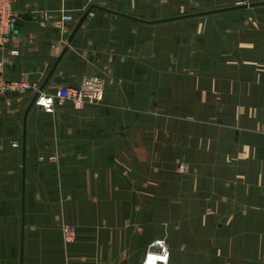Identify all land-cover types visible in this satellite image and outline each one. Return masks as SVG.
Instances as JSON below:
<instances>
[{
    "label": "crops",
    "instance_id": "obj_1",
    "mask_svg": "<svg viewBox=\"0 0 264 264\" xmlns=\"http://www.w3.org/2000/svg\"><path fill=\"white\" fill-rule=\"evenodd\" d=\"M249 1L15 0L29 19L5 77L107 92L82 111L0 99V264H143L159 239L172 264H264V30L235 16L264 2Z\"/></svg>",
    "mask_w": 264,
    "mask_h": 264
},
{
    "label": "built area",
    "instance_id": "obj_2",
    "mask_svg": "<svg viewBox=\"0 0 264 264\" xmlns=\"http://www.w3.org/2000/svg\"><path fill=\"white\" fill-rule=\"evenodd\" d=\"M87 1L94 3V0ZM14 5L15 0H0V99L12 92L26 93L32 90L39 92L37 99L39 98V102L43 101L49 109L63 108L71 104L74 109L81 111L102 103L107 90L105 77H85L80 87L63 86L56 93L45 96L36 83L10 81L5 77L7 58L3 53L14 32L16 21L22 17L15 11ZM76 20L77 17L74 15L65 14L54 23L59 28H65L67 24L74 23ZM10 54L11 56L19 55L17 51H12ZM62 232L66 244L75 242L77 234L74 228L64 226ZM169 258L170 251L165 240H158L153 244V251L147 255L144 264H170Z\"/></svg>",
    "mask_w": 264,
    "mask_h": 264
},
{
    "label": "rangeland",
    "instance_id": "obj_3",
    "mask_svg": "<svg viewBox=\"0 0 264 264\" xmlns=\"http://www.w3.org/2000/svg\"><path fill=\"white\" fill-rule=\"evenodd\" d=\"M88 2V1H87ZM94 2H95V0H94ZM260 2H264V0H253V1H249V3L247 2L246 4H248V5H250V4H253V3H260ZM231 6H237L236 4H233V5H231ZM224 8V7H223ZM227 8V7H226ZM235 16H243V17H251V18H254L255 20H254V24H252L255 28H262L263 30H264V19H257V18H264V7L263 8H260V9H256V10H248V11H246V12H239L238 14H236ZM240 21V20H239ZM244 21V20H243ZM240 26L241 25H243L242 23L241 24H239ZM210 26H213V24H211ZM188 36V40L191 42V43H194L195 44V41H193L194 40V34H188L187 35ZM192 45V44H191ZM71 87V86H70ZM80 87V86H79ZM59 88H61V87H59ZM58 88V89H59ZM75 88H77V87H75ZM58 89H57V91H58ZM42 92V91H41ZM106 92H107V90H106ZM38 97V96H37ZM105 97H106V95H105ZM37 99V98H36ZM104 101H105V99H104ZM103 101V102H104ZM36 102V101H35ZM103 102L102 103H100V104H98V105H95V106H99V105H101V104H103ZM74 108V107H73ZM76 110V109H75ZM77 111H79V110H77ZM82 111V110H81ZM64 226H66V227H71V228H74L75 229V231H76V234H77V229L75 228V227H73V226H71V225H62V228L64 227ZM62 230V229H61ZM62 237H63V242L65 243V241H64V235H63V232H62ZM76 237H77V235H76ZM76 240H77V238H76ZM75 240V241H76ZM159 240H164V239H159ZM158 241V240H157ZM156 242V241H155ZM154 242V243H155ZM165 242H166V240H165ZM74 243V242H73ZM66 244V243H65ZM72 244V243H71ZM167 244V243H166ZM66 245H69V244H66ZM168 247V246H167ZM169 249V248H168ZM170 251V250H169ZM149 254V253H148ZM147 254V255H148ZM146 258H147V256H146ZM145 261H146V259H145ZM145 261H144V263H145ZM169 261H170V258H169ZM143 263V264H144ZM170 264H172L171 262H170Z\"/></svg>",
    "mask_w": 264,
    "mask_h": 264
},
{
    "label": "water",
    "instance_id": "obj_4",
    "mask_svg": "<svg viewBox=\"0 0 264 264\" xmlns=\"http://www.w3.org/2000/svg\"><path fill=\"white\" fill-rule=\"evenodd\" d=\"M237 9H239V8L238 7H234V8H230V9H226V10H219V11L201 13L199 15L197 14V15H194V16H205V15H211V14H215V13H221V12H224V11H232V10H237ZM88 15H89V12L86 13L83 17L80 18V20L78 21V23H77V25H76V27H75V29H74L71 37H70V41H72L73 38L76 36V34L79 32V30L83 26V24H84V22H85V20H86V18H87ZM28 19H29V17L22 16L20 19H18L16 21V24L15 25H20L22 21H26ZM42 91H43V89H42Z\"/></svg>",
    "mask_w": 264,
    "mask_h": 264
}]
</instances>
